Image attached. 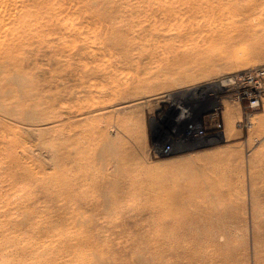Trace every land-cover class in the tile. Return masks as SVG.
<instances>
[{"label": "rangeland", "instance_id": "1", "mask_svg": "<svg viewBox=\"0 0 264 264\" xmlns=\"http://www.w3.org/2000/svg\"><path fill=\"white\" fill-rule=\"evenodd\" d=\"M136 1L0 0V264H188L185 253L264 264V89L250 107L212 87L242 72L264 82V31L216 21L200 34L188 23L196 31L166 29L128 46L118 24L110 33L89 24L140 18ZM195 56L233 68L176 82ZM32 84L63 102L17 106ZM186 128L203 135L188 138ZM100 134L119 140L113 154L98 155Z\"/></svg>", "mask_w": 264, "mask_h": 264}, {"label": "bare ground", "instance_id": "2", "mask_svg": "<svg viewBox=\"0 0 264 264\" xmlns=\"http://www.w3.org/2000/svg\"><path fill=\"white\" fill-rule=\"evenodd\" d=\"M254 1H255V3L253 2V3H251V5H248V6H242L241 4H239L237 2H231L228 6H227V4H228L227 3L224 6L223 3H221V1H217L215 7H213V6L207 7V5H209L210 3L213 2L212 0H191V1H188V3H186V1L183 3V4H186V8H185L183 6L182 2L180 5H179V3L175 4V5H174V3H168V4L156 3V6L153 7L151 5H148L151 2V1L149 2V0H137L136 4L140 7V9H138V11H140L142 13V17L135 18L134 13L132 11H130V12H128L129 13L128 15H124L123 17L116 18L115 20H113L112 18L107 17V16H98L97 19L92 20V22L91 23L89 22V24L93 25V28L95 29L96 32H101V33L115 32L114 29L117 28L116 24H118L120 27H123L120 34L124 35L130 39V40H127L128 46H132L135 43L136 39L140 41L147 36L153 37L156 34L160 33L161 31H164L166 29H168L169 31L170 30H177L178 31V32H176L177 34H181V31H183V34H185L186 32L187 33H190V32L193 33L194 31H196L191 26L187 25L188 23L189 24L190 23L191 24L196 23L199 26V28H198L199 30H197V32H200V34L203 33L202 30H203L205 25L208 24V26H209L211 23H213V22L215 23L216 21L219 22L218 26H222L225 28H233L234 30H236L242 34L243 33L245 34V33L249 32L250 30H253L254 32L255 31L257 32L258 30L264 31V15H263L264 0H258V1L254 0ZM175 2H176V0H175ZM145 5H147V6H145ZM262 10H263V12H262ZM125 11L127 12V10H125ZM252 17H254V18H252ZM15 18L16 17H14V20L18 21V19L17 18L15 19ZM218 22H217V24H218ZM200 23H203V24L200 25ZM197 25L194 26V28L195 27L197 28ZM212 26H213V24H212ZM87 27H90V26L87 25ZM200 27H202V28H200ZM73 29L76 30L75 28H73ZM200 29H202V30H200ZM212 29H213V27H212ZM212 29L209 28L210 32H212ZM9 30H7V31H9ZM90 30H92V29H90ZM188 30H190V31H188ZM11 32H12V30H11ZM213 34H214V32H213ZM177 36H179V35H177ZM26 37L27 36H25V35L14 36V39L16 40L15 46L20 47L22 44H24L23 41L25 40ZM33 37L34 36H31L30 38H33ZM210 37H212V36H210ZM215 37L213 36V38H215ZM106 40L107 41L101 40V41H97V42H99V44L100 43L106 44L107 42H109V39H106ZM114 42H115V40H114ZM0 54H1V52H0ZM212 58H213V56H212ZM221 58H223V57H221ZM214 59H217V58H214ZM214 59H212V61H206V59H197L196 56L193 57V62H191L189 64V67L187 69L177 71L178 75H177L175 81L176 82H184V81H188V80L194 81V80L201 79V78H209L210 76H215V75L220 76L221 74L226 72L228 69L233 68L231 65L232 63H230L228 61L229 59L227 60L228 62H223V63H216L214 61ZM232 60H234V59L232 58ZM235 63H237V62L235 61ZM218 79H219V81H217L216 85H212V87L216 86V88H220V91H221L223 89L222 86L225 85L223 83L224 78H222V75H221L220 78H218ZM168 85H169V81L167 82V84H162L161 86L166 87ZM147 88H149V86H147ZM187 94H192V93L189 91ZM26 95H27V97H29L28 102L27 103H23L22 101L16 102L17 106H19V107L29 106L32 108V110H34L35 108L42 107V106L45 108L54 107L56 105V103H59V102L62 103L63 102V98L61 97L60 94H55L53 92H49V94H46V95L40 94L37 91V89L34 88L33 84L29 86V91L26 93ZM209 95H213V94L209 93ZM1 105L2 104H0V106ZM213 107H214V105H213ZM2 108L0 107V111L2 113H5ZM176 109H178V110L180 109V111H182V115H185V110L182 109L179 105H176ZM228 111L230 113V109H228ZM85 115H86L85 113L79 114V116H81L82 119H84V118L86 119L87 116H85ZM225 116H229V115H226V111H225ZM53 118H52V116H48L46 118L43 117V119L37 120V122L38 121L42 122L44 120H48V121L51 120L52 121ZM58 118H59V116H58ZM53 125H54V123H53ZM197 130H198V128H197ZM185 133L187 135V131ZM88 136H89L88 134L85 136L86 140H89V139H87ZM99 136H100V139H99L97 144L100 145L101 147L99 146V148L97 149V152L99 153L98 155L100 157H104V155H106V154H109V155L113 154L115 152L116 148L118 147V141L119 140L117 141V139H116L115 141H112V139L106 137L104 134L102 135V137H101V134ZM88 138H90V137H88ZM222 157L223 156L219 153L218 154L215 153L211 156V158H213V159H215V158L218 159V158H222ZM113 159H111V160H113ZM218 226H221V225L219 224ZM259 229H260V227H259ZM263 230H264V228H263ZM214 231L216 232V228ZM217 231L219 232V230H217ZM212 232H211V236L215 233V232H213V234H212ZM189 233H192V232L189 231ZM209 234H210V230H209ZM253 234H255V232ZM214 235L212 237H210V239H208L210 242L211 241L213 242L215 240V238H217V236L214 237ZM219 235H221V234H219ZM257 235H258L257 238H259V236H260V238H263L262 236H264V233L263 232H260V233L257 232ZM254 236H256V235H254ZM213 244H212L213 247H218L219 245H221V243L218 244L217 239L215 240V242ZM175 249H176L177 253H179L178 249L183 251L179 247H178V249L177 248H175ZM185 255L187 257V260H185V261L188 262V264H206L207 260L208 261L210 260L209 257L208 258L206 257L207 255L206 256H203V255L199 256L198 260H195L194 257L191 258L190 253H185ZM140 262H142V261H140ZM179 262H181V260H179ZM208 264H210V263H208Z\"/></svg>", "mask_w": 264, "mask_h": 264}, {"label": "built area", "instance_id": "3", "mask_svg": "<svg viewBox=\"0 0 264 264\" xmlns=\"http://www.w3.org/2000/svg\"><path fill=\"white\" fill-rule=\"evenodd\" d=\"M224 78V86L220 93H224L233 98V96H238L242 98H247L249 100L250 107H256L259 105L260 95L264 89L263 76L258 72H242L236 74H229L227 76H222ZM252 90V91H251ZM220 102V101H219ZM248 106V107H249ZM188 138H196L203 135V131L186 128ZM170 148L167 145L164 151Z\"/></svg>", "mask_w": 264, "mask_h": 264}, {"label": "crops", "instance_id": "4", "mask_svg": "<svg viewBox=\"0 0 264 264\" xmlns=\"http://www.w3.org/2000/svg\"><path fill=\"white\" fill-rule=\"evenodd\" d=\"M227 111V110H226Z\"/></svg>", "mask_w": 264, "mask_h": 264}]
</instances>
